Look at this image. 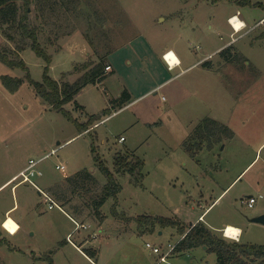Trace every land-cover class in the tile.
Wrapping results in <instances>:
<instances>
[{
    "label": "rangeland",
    "instance_id": "obj_1",
    "mask_svg": "<svg viewBox=\"0 0 264 264\" xmlns=\"http://www.w3.org/2000/svg\"><path fill=\"white\" fill-rule=\"evenodd\" d=\"M251 1L241 5L239 0H69V10L59 5L50 18L48 9L45 15L39 12L44 24L40 40L52 56L49 74L55 79L75 81L85 72L83 64L107 62L113 49L139 31L153 39L160 35L162 40L182 34L180 46L205 57L213 70L185 74L181 81L191 79L189 83L198 87V80L200 87L195 88L197 93L178 98L169 111L178 94L172 84L113 109L81 130L79 124L106 105L104 81L79 94L77 103L84 108L76 107V101L65 105L73 120L37 93L33 82L43 81L47 63L30 46L19 52L29 72L0 60V228L10 208L23 226L17 233L20 224L11 215L5 218L0 264H92L93 260L98 264H218L217 254L204 246L175 261H160L181 236L157 219H179L188 227L208 207L204 218L211 228L233 223L243 227L238 241L264 244V225L252 221L264 213V0ZM238 9L249 26L234 32L228 17ZM64 36L69 39L67 49L57 50L55 42L61 39V43ZM20 38L10 41L0 28L1 48H18L23 45ZM229 45L238 53L230 62L218 51ZM6 75L23 82L12 89L14 83L8 85ZM146 106L152 107L150 126L144 118H134ZM207 117L223 122L234 134L212 149L206 141L193 157L185 145L194 142L195 128ZM122 135L126 141H120ZM126 150L145 160V178L141 184L129 173H115L123 186L118 217L113 214V198L95 209L94 199L102 194L107 179L94 155L114 169L116 152ZM30 159L39 160L37 167L43 171L33 177L38 187L21 182L13 190L21 180L14 178ZM58 164L65 169L57 168ZM84 168L96 179L83 183L71 203L53 195L57 185L60 191L70 192L77 183L69 178ZM39 187L57 204L50 208ZM251 194L257 199L253 208L246 204ZM147 242L162 251L154 252ZM89 248L96 249L97 255L91 257ZM175 256L179 254H169Z\"/></svg>",
    "mask_w": 264,
    "mask_h": 264
},
{
    "label": "trees",
    "instance_id": "obj_2",
    "mask_svg": "<svg viewBox=\"0 0 264 264\" xmlns=\"http://www.w3.org/2000/svg\"><path fill=\"white\" fill-rule=\"evenodd\" d=\"M69 0H0V28L10 41L19 39L23 42V45H19L18 48L3 49L0 47V60L8 64L11 67H19L28 71V67L21 57L19 52H22L27 46H30L38 56L43 57L47 63L44 72L43 81H34L37 93L45 99L54 109L63 112L70 119H73L72 113L66 109L65 105L76 101L77 94L89 84H97L104 81L107 77V62L104 59L98 62H88L83 64L85 72L80 75L75 81H70L62 77V79H55L49 74V65L52 61L51 54L44 48L40 40V33L42 31L41 22L45 15V11L48 9L53 14L59 8V5L64 10H69ZM241 5L252 4L251 0H239ZM260 4V3H259ZM257 4V5H259ZM262 4V3H261ZM263 5V4H262ZM264 6V5H263ZM35 11V12H34ZM39 12H43L42 15ZM34 13V16H33ZM40 20V22H38ZM48 23L49 20H46ZM54 25L56 23L53 22ZM52 24V25H53ZM25 38V39H24ZM54 44V42L52 43ZM233 46L229 45L220 51V54L226 58L227 61H233V57H237L238 53L232 51ZM16 54L14 57L10 53ZM17 56V57H16ZM206 65L208 62L205 63ZM29 77V73L27 74ZM4 81L10 85L14 83L12 89H16L22 82L23 79L15 78L11 76H4ZM131 99L130 92L125 89L122 94L117 98L110 100V105L103 109L99 114H92L90 119L85 124H79L80 129L87 130L90 123L95 119H100L102 116H107L112 113V110L124 106ZM76 107H81L76 102ZM74 120V119H73ZM194 142L185 147L187 151L195 157L202 149L203 145L207 141L208 147L213 148L214 144L222 142L224 139L232 137L233 130L212 117L203 119L194 130ZM95 145L92 144V151L95 152ZM96 165L103 173L107 182L104 184L102 194L94 199V206L97 210L102 206L109 198L115 200L113 205V214L115 216H121L122 213L117 210L118 194L122 191L123 186L117 180L115 173H129L136 182L141 184L145 178L144 167L145 160L135 153H130L129 150L118 151L114 157V169H112L106 160L100 155H94ZM70 180H76V186L72 190L60 191L58 185L52 188V193L63 203H71V197L77 191L78 188L86 184L88 180L96 179L87 168L78 171L74 177L69 178ZM82 182V183H81ZM75 213H76V209ZM77 214V213H76ZM153 219V218H152ZM163 227H174L180 234L179 240L175 243V247L172 252H188L197 247L207 246V250L214 252L218 256V264H264V244L258 243H244L238 240H229L223 236L220 231H216L207 225L202 220L186 227L179 219H172L169 217H159L157 219ZM155 220V221H157ZM152 221L151 224H155ZM0 241L4 242V239L0 233ZM91 257L97 255V250L94 248L88 249ZM96 262L95 260H93ZM94 264V263H92Z\"/></svg>",
    "mask_w": 264,
    "mask_h": 264
},
{
    "label": "crops",
    "instance_id": "obj_3",
    "mask_svg": "<svg viewBox=\"0 0 264 264\" xmlns=\"http://www.w3.org/2000/svg\"><path fill=\"white\" fill-rule=\"evenodd\" d=\"M234 15H239V16L243 15V11L238 9L237 13L231 14L228 17V20L230 21V18ZM241 18L246 23V26H249L247 19L244 17H241ZM254 25H257V24H254ZM66 36H69L68 38H71L72 34L66 35ZM66 36H64L63 38H65ZM155 38L156 39L147 37L145 34H143V32L139 31V35L134 36L127 43H124L121 46H118L111 51V53L108 56V60H107V64L111 66V70L106 72L107 77L104 79V84L102 87V90L107 94V97L105 98L106 105H103L104 106L102 107L103 109L106 108L107 105H110V100L112 98L119 97L125 89H127L131 94V99L129 102H127V104H133L138 98H142L148 93H151V91L154 92L155 94L158 93L160 89H162L163 87H166L168 84H172L174 87L177 86L178 94L175 97L176 100L172 99V101L170 102L167 108L168 111L169 109L173 107V105H176L177 103L176 101L178 100V98L183 99L186 96H190V95H193L194 93H197L195 91V88L200 87V81L195 79L198 85L197 87L193 81L192 83H189L191 82L190 81L191 79L189 80V82H186L185 80L181 81V78L185 74H189L191 71L198 73V75L201 73L204 74L207 70L212 71L213 66L211 65V63L206 61L205 57H202V58L197 57L194 52H190L191 50L183 49L180 46V40L182 39V34L176 35V37L167 39V40L166 39L162 40V37L160 35L155 36ZM231 38H232L231 42L233 43V40L235 39V37L233 38V32L231 33ZM67 40L69 39L65 38L61 43H60L61 39L60 41L55 42V44H57L55 45L57 46V50L63 51L64 49H67L66 44L69 43V42H66ZM170 50L173 51V53L175 54L176 62H177V64L173 67H170L164 58V54ZM218 51L220 52L221 50L218 49ZM206 62H208V64L205 66ZM175 70L177 72L173 73V71ZM97 84H100V83H97ZM92 85L94 84L87 85L77 94L76 99H75L76 102H77V97L79 96V94L83 92L84 90L89 89L90 86ZM144 91H147V92L142 93ZM172 92H173V89H172ZM127 104H125L124 106H126ZM80 105L81 107L79 108H84L82 104ZM94 110H98V107H95ZM151 112H152V107L146 106L144 109L141 110V112H139L140 116L137 114L134 116V118L135 117L144 118L146 124L150 126L152 122L151 120H154L152 119L153 117L151 115ZM147 116L150 117V120L148 119ZM110 117L107 119L106 118L103 119L102 123H105L108 119H110ZM122 136H125V135H122ZM125 138H126L125 139L126 141L127 137L125 136ZM17 185L18 183L14 184L12 189L14 190L17 187ZM225 190L219 195L217 199H219L220 196H222ZM209 208L210 207H208L205 210V212L208 211ZM11 209L12 208L6 210L5 218L12 214ZM205 212H203L199 216L197 221L202 220L203 222L206 223L205 218H204ZM13 218L20 224V229L17 231L18 233L21 229H23V226L18 221V219H16V217H13ZM4 220L1 222V226L3 229H5V227L3 226ZM196 222H191V225L195 224ZM230 225L236 226L237 228L235 229L241 231L240 237H242L243 227L239 225H236L233 223H227L225 226L223 225H218L216 227L214 225H211V226L217 231H223L225 227L230 226ZM2 228H0L1 235L4 234V231L2 230ZM17 233L15 234L10 233V235H16ZM193 250L194 249L186 253L184 252L174 253L173 252L174 254H179V256L169 258V255H168L166 260H160V261L169 262V259H170L172 262V260L175 261L177 257L183 256V255L189 256V254H192ZM93 263L98 264L94 261Z\"/></svg>",
    "mask_w": 264,
    "mask_h": 264
},
{
    "label": "built area",
    "instance_id": "obj_4",
    "mask_svg": "<svg viewBox=\"0 0 264 264\" xmlns=\"http://www.w3.org/2000/svg\"><path fill=\"white\" fill-rule=\"evenodd\" d=\"M235 16H237V15H235ZM232 19H233V17L230 18V22H231L232 26L234 27L235 32H239L238 28L235 26V24L233 23V20ZM244 27H246V26H244ZM243 29L244 28H242L241 30H243ZM174 57H175V54L171 50L170 51H167L164 54V58H165V60L167 61L168 65L170 67H173V66H175L177 64L176 61L173 62L171 60ZM106 70L107 71L111 70V66L110 65H107ZM125 139H126L125 136H121L120 137V141H125ZM38 163H39V160L30 159L28 165L25 166L17 174V176L14 178V179L21 178V180L18 182V184L21 183V182H30V183H32V184H34V185H36L38 187V185L35 184L34 181H33V177L34 176H36V175H42L43 174V171L40 168L37 167L38 166ZM57 168H59V169H65V166H64V164L63 165H59L58 164L57 165ZM39 191H40V193L45 194L46 198L50 201V208L57 204L56 201L49 194H47L44 190H42L40 187H39ZM256 203H257V199H256V197L254 195H250L249 198L246 201V204H247V206L249 208L255 207V204ZM224 229H223V232L226 235V231ZM226 237H229V238L238 240L240 236L239 237L226 236ZM146 245L148 247H153L154 252H161L162 251V249L159 246H154L151 242H147ZM174 247H175V244H170L169 251H167L166 253H164L161 256L160 260H166L167 256L173 251Z\"/></svg>",
    "mask_w": 264,
    "mask_h": 264
},
{
    "label": "bare ground",
    "instance_id": "obj_5",
    "mask_svg": "<svg viewBox=\"0 0 264 264\" xmlns=\"http://www.w3.org/2000/svg\"><path fill=\"white\" fill-rule=\"evenodd\" d=\"M233 17V23L235 24V26L238 28V30L240 31L242 28H244V26H246V23L244 22V20H242L240 18L239 15L237 16H232ZM173 62L176 61V57H174L173 59H171ZM226 231V236H230V237H239L241 234V231L231 227V226H227L224 229Z\"/></svg>",
    "mask_w": 264,
    "mask_h": 264
},
{
    "label": "water",
    "instance_id": "obj_6",
    "mask_svg": "<svg viewBox=\"0 0 264 264\" xmlns=\"http://www.w3.org/2000/svg\"><path fill=\"white\" fill-rule=\"evenodd\" d=\"M252 221L253 222H256V223H261L264 225V213L262 214H259L255 217L252 218ZM204 248H207V246H204Z\"/></svg>",
    "mask_w": 264,
    "mask_h": 264
},
{
    "label": "snow or ice",
    "instance_id": "obj_7",
    "mask_svg": "<svg viewBox=\"0 0 264 264\" xmlns=\"http://www.w3.org/2000/svg\"><path fill=\"white\" fill-rule=\"evenodd\" d=\"M11 230H13V231H14V230H15V226H13Z\"/></svg>",
    "mask_w": 264,
    "mask_h": 264
}]
</instances>
